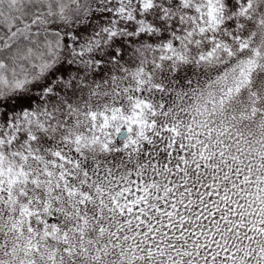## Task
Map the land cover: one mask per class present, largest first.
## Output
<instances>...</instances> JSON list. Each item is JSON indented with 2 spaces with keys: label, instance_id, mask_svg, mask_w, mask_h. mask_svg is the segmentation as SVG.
<instances>
[{
  "label": "snow or ice",
  "instance_id": "1",
  "mask_svg": "<svg viewBox=\"0 0 264 264\" xmlns=\"http://www.w3.org/2000/svg\"><path fill=\"white\" fill-rule=\"evenodd\" d=\"M0 264H264V0H0Z\"/></svg>",
  "mask_w": 264,
  "mask_h": 264
}]
</instances>
